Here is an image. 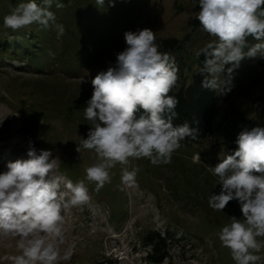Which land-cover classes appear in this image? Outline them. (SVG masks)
Instances as JSON below:
<instances>
[{
    "label": "rangeland",
    "instance_id": "374dc122",
    "mask_svg": "<svg viewBox=\"0 0 264 264\" xmlns=\"http://www.w3.org/2000/svg\"><path fill=\"white\" fill-rule=\"evenodd\" d=\"M61 2L63 9L55 5L51 9L66 29L57 38L54 30L36 25L15 32L5 29L3 17L21 2L0 0V40L21 48L18 39H30L26 35L31 31L44 35L50 45L47 55L39 57L45 62L41 72L25 58L0 56V172L7 170L8 162L27 159L31 143L38 152L50 150L58 160L55 174L76 183L85 179V169L96 162L93 151H76L91 127L83 113L93 93L91 81L115 66L116 54L126 47L124 33L150 28L158 43L177 41L166 50L180 69L174 90L190 82L199 69L196 53L212 38L195 18L198 0H113L114 6L110 0H104L103 6L96 0ZM3 52L7 51L0 47ZM216 92L221 102L213 133L196 143L182 141L168 165L131 160L130 169H140L138 187L121 185L119 164L110 170L112 182L99 193L85 179L91 200L63 213L61 253L72 243L76 247L71 260L60 264H93L103 259L114 264H235L230 250L221 247L218 232L231 216L241 217L240 206L235 200L223 212L208 206V194H219L220 185L205 164L215 166L229 154V132L238 137L245 129L264 127V58L242 60L233 73L231 91ZM198 153L201 163L196 164L192 157ZM154 233L169 239L168 256L160 263L146 260L151 247L144 238ZM6 254H20L15 239L0 240V264H10L2 259Z\"/></svg>",
    "mask_w": 264,
    "mask_h": 264
},
{
    "label": "clouds",
    "instance_id": "9594fccd",
    "mask_svg": "<svg viewBox=\"0 0 264 264\" xmlns=\"http://www.w3.org/2000/svg\"><path fill=\"white\" fill-rule=\"evenodd\" d=\"M114 6L113 0H110ZM103 6L104 0H96ZM63 9L61 0H27L3 17L12 31L33 25L54 30L57 38L66 29L51 11ZM196 19L212 39L196 53L204 57L199 74L202 87L221 93L231 91L234 71L245 58H264V0H198ZM255 43H250V39ZM126 47L116 54L115 66L91 81L93 93L86 101L84 119L91 125L76 151L91 150L96 162L85 169L88 182L99 193L112 182L110 170L121 165V185L138 187L139 167L131 160L147 159L153 166L168 165L186 137L197 139L188 122L174 125L178 99L169 95L179 80L175 57L161 51L150 28L124 33ZM227 66V67H226ZM142 114L137 115L140 110ZM237 148L215 166L205 164L217 178L219 194H208V206L223 212L235 200L242 213L231 216L218 232L221 247L230 250L235 264H264V127L241 131ZM50 150L31 145L27 159L6 164L0 172V240L15 239L20 254L2 257L10 264H60L71 260L76 245L65 243L64 211L91 200L85 179L73 183L55 174L58 160ZM201 163L200 154L192 157ZM258 173L259 175H257Z\"/></svg>",
    "mask_w": 264,
    "mask_h": 264
},
{
    "label": "trees",
    "instance_id": "16d2710c",
    "mask_svg": "<svg viewBox=\"0 0 264 264\" xmlns=\"http://www.w3.org/2000/svg\"><path fill=\"white\" fill-rule=\"evenodd\" d=\"M67 1V0H64ZM10 2H27V0H10ZM36 2L42 3V0H36ZM37 29H41L39 26H34ZM43 34V33H42ZM26 35V33H22ZM30 39H23V36L18 39V44H21V48L10 45V41L0 40V47L6 49L7 52L0 54L1 57L7 59H26L29 64L34 66L35 70H42L45 62L38 61L39 57L46 56V48L49 45L48 39L44 35H35L34 32L27 33ZM175 39H167L161 42V51L172 49L175 47ZM39 49V51H36ZM10 55H6V54ZM42 54V55H41ZM12 57V58H11ZM32 57V60L29 58ZM204 57L199 58V69L191 76V80L188 84L182 85L178 90H172L169 95H173L178 99V105L176 107L177 118L174 119V125H181L188 122L190 127L197 129V139L193 140L191 137H186V143H196L200 139L211 135L215 130V117L218 112V108L221 102V96L216 90L202 87V80L204 77L199 74L203 64ZM141 109L137 115L142 114ZM243 119L242 115H239ZM226 136L229 138V142L232 143L229 149L231 154L238 147L236 144L237 134L234 131L229 132ZM259 175L258 173H256ZM167 239L165 236H160L159 233L147 234L144 238V243L149 245L151 249L146 254V260L149 263H160L168 256ZM93 264H114L110 259H103L94 262Z\"/></svg>",
    "mask_w": 264,
    "mask_h": 264
},
{
    "label": "bare ground",
    "instance_id": "6f19581e",
    "mask_svg": "<svg viewBox=\"0 0 264 264\" xmlns=\"http://www.w3.org/2000/svg\"><path fill=\"white\" fill-rule=\"evenodd\" d=\"M141 212H143L145 210L144 206L140 208Z\"/></svg>",
    "mask_w": 264,
    "mask_h": 264
}]
</instances>
